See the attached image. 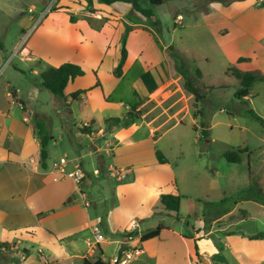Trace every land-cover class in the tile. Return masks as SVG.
<instances>
[{
	"label": "crops",
	"instance_id": "0c3cea01",
	"mask_svg": "<svg viewBox=\"0 0 264 264\" xmlns=\"http://www.w3.org/2000/svg\"><path fill=\"white\" fill-rule=\"evenodd\" d=\"M261 1L263 0L251 3L234 1L227 9L223 7L214 27L217 35L222 38L250 37L258 42L264 40V5L260 6ZM73 2L76 3L62 2L59 10L49 12L41 22L42 32L48 39V45L53 46L51 41L54 40L59 48L53 57L55 68L65 63L76 64L82 66L86 74L90 71L94 78L87 85L83 84L85 75L77 78L65 91L67 100L60 98L69 109H72L74 103H82L84 110L91 111L86 121L97 125L100 124L95 116L96 111L113 107L111 100L125 103L123 115L131 108L137 109L141 113L139 122L129 127L114 128L111 138L116 142L117 148L112 161H108L112 167H134L138 171L144 165L122 161V147L131 149L135 146L134 134L139 125H145L146 122L150 127L160 120H163L164 125L173 120L177 124H184L185 115H191L192 107L194 108L195 96L184 90L185 81L175 69L169 47L159 40L151 28H137L129 32L125 43L128 56L123 75L116 77L115 70L123 48L121 42L129 24L127 12L133 10L131 5L117 3L107 6L98 0ZM207 10L204 15H209V6ZM227 10L230 11L226 14ZM106 12L111 14L108 15L109 19L96 17V14L104 15ZM176 16L177 13L174 15V22ZM135 26L142 25L137 23ZM141 31L147 34L148 41L137 46L138 43H132L130 38ZM42 56L41 51H36L33 45L18 52L21 67H16V71L25 73L23 69L28 67L31 75L37 77L28 93L32 102L38 100L41 89L45 88L40 85L39 80L40 74L47 70L38 67L42 65L39 60H42ZM4 59L5 55L1 56L2 66ZM36 61L39 64L35 65ZM78 91L86 93L72 101L70 96ZM18 95L17 85L11 81L0 89V246H5L3 248L7 250L0 252V264H84L85 259L95 261L101 258L106 261L115 257L123 245V235L129 224L137 219L133 215V219L122 226L120 223L123 214H116L115 211L110 212L106 218L92 216L91 208L97 209L108 203L109 199L104 197L106 189L112 191L109 182H100V189L99 182H94L100 175H92L81 162L85 160L87 164L94 163L97 152L86 148L94 140L80 130L79 126H75L77 132L74 137L69 127L64 129L71 135L69 142L76 155L73 160H69L67 155L61 159L68 160L67 170H73L80 164L86 173V179L80 187L71 181L54 182L51 171L58 161L51 157L48 149L47 167L42 166L38 129L31 123L32 119L42 120L43 116L28 109L27 103L19 100ZM113 96L114 99H111ZM95 98L101 101L99 105ZM246 101L251 102L248 99ZM193 118L197 124L194 113ZM153 130V134L158 133V128ZM84 137L90 140L85 141ZM59 139L64 138L62 136ZM157 150H154V154L158 162ZM134 186L132 183L126 187L130 189ZM93 190L94 193L91 192ZM169 194L184 198L176 183L172 184ZM162 195L163 193L158 198ZM86 202L91 205L86 206ZM241 205L242 203L237 204L227 214L210 218L208 226L199 225L190 233L185 229L173 230L162 225L165 229L161 235L145 242V254L131 264H158L166 259L173 264H262L264 234L239 233L217 227L227 216L235 215L238 210L243 211ZM142 217L139 216L140 225L147 222L143 215ZM187 226H190L189 222ZM96 228L109 236H104L105 242L102 244H96ZM148 231L141 227L142 235ZM255 236H259L258 239H252ZM112 245L115 246V251L109 252L108 248ZM36 248L41 260H37L33 254Z\"/></svg>",
	"mask_w": 264,
	"mask_h": 264
},
{
	"label": "rangeland",
	"instance_id": "374dc122",
	"mask_svg": "<svg viewBox=\"0 0 264 264\" xmlns=\"http://www.w3.org/2000/svg\"><path fill=\"white\" fill-rule=\"evenodd\" d=\"M73 1L75 0H0V58L3 55L6 58L3 62L4 66L0 61V89L9 81L16 84L19 90L18 99L24 100L28 109L43 116L42 120L32 119L31 123L35 126L41 123L51 132L50 135L54 139L49 143L48 149L51 157L56 161L60 162L65 155L69 160H73L76 155L70 146L71 135L68 131H64L65 128L69 127L74 137L77 132L75 126H79L80 130L86 131L85 133L94 140L86 147L89 151L97 152L94 163L87 164L85 160L81 162L92 175L95 169H98L100 176L98 180L94 179V182H99V186L100 182H109L112 191L107 189L106 192L104 191V197L109 201L105 206L91 208L92 216L106 218L110 212L115 211L116 214H123L120 224L127 225L130 219H133V215H136L135 219L138 222L139 216L143 215L147 222L141 227L146 230H154L158 225H164L173 230L185 229L190 233L199 225L208 226L210 218L227 214L237 204L242 203L243 211L238 210L235 215L227 216L217 227L221 226L239 233L263 235L264 195L260 194V189L264 187V125L248 117L246 111L248 107L252 108L264 120V82L257 83L253 87L251 96L247 98L251 102H247V99L238 100L234 95L240 83L236 78L227 76L225 72L230 68H236L241 73H264V40L258 42L250 37L222 38L217 35L214 27L220 19L219 14L223 12L222 8L229 7L223 3L228 0L213 2L167 0L161 7L154 8L155 18L161 23L160 28L157 29L149 19L129 10L128 36L129 32L137 28L153 29L169 50L177 49L175 51L180 54L182 65L200 93H204L207 86H213L215 89L198 104L197 108L195 107V112L201 110V116L196 119L197 124L194 122L192 107L191 115L188 113L185 115L182 125L177 124L176 120L165 125L162 124L163 120L156 121L151 127L147 122L145 125H139L134 134L135 146L131 149L122 147L120 154L123 157L122 161L144 166L138 168V171L134 167L124 168L126 178L118 181L114 176H110L113 167L109 161H112L117 148L111 135L114 133V128L120 129L124 126L123 123L116 124L110 117L122 118L125 121L128 115V112L123 115L125 103L111 100L113 107L102 111L99 106L95 116L100 125L93 124L86 121L91 111L84 110L82 103H74L72 109H69L63 98L62 100L46 88L41 89L36 102L30 101L28 93L37 77L31 75L28 67L23 69L25 73L16 71V67H21L18 52L24 47L30 48L31 45L43 55L42 60L39 59L42 62V65L38 66L40 69L54 67L56 62L53 57L59 48L56 47L54 40L51 41L54 47L48 45V39L42 32L41 22L49 12L59 10V4L62 2L76 3ZM244 1L251 3L258 0ZM197 4L199 7L195 9ZM207 4L210 13L204 15L203 10L206 9ZM261 4L264 5V0L260 2V6ZM141 5L144 8L149 7L146 0H142ZM109 14L107 12L102 14L103 20L109 19ZM137 23L142 26L136 27ZM147 38V34L141 31L130 40L132 43H138V46L140 43H146ZM127 39L122 40V46ZM239 57L247 58L249 61L239 64L237 61ZM250 58H256L257 61ZM173 61L175 62L174 58ZM37 64L39 61H36L35 65ZM175 66L177 68L176 62ZM196 67L202 71L204 82H197ZM84 77L83 84L87 85L92 82L94 75L89 71L87 74L85 72ZM184 90H186L185 86ZM111 99H114V96ZM95 101L99 105L100 100L95 98ZM202 122L210 132L209 138L204 137L202 133ZM85 123L89 124L87 129L83 127ZM156 128L158 133L153 134V129ZM87 130L94 135L89 134ZM62 136L64 139L60 140ZM84 139L88 141L89 138L84 137ZM155 149L163 152L169 161L167 165L158 164L155 159ZM228 152L239 153L240 163H229L224 158ZM71 164L73 165L74 162L72 161ZM132 183L134 187L130 189L126 187ZM175 183L184 196L179 213L164 210L161 199L158 198L161 193L169 194L172 184ZM99 188L102 189V186ZM91 192L94 193V190ZM187 222L190 226H187ZM139 234L142 235V232ZM103 235L107 236L104 231ZM29 250L31 251L32 248ZM108 251L114 252L115 246L112 245ZM33 254L37 260H41L37 248ZM158 264L173 263L166 259ZM232 264L236 263L232 262Z\"/></svg>",
	"mask_w": 264,
	"mask_h": 264
},
{
	"label": "trees",
	"instance_id": "16d2710c",
	"mask_svg": "<svg viewBox=\"0 0 264 264\" xmlns=\"http://www.w3.org/2000/svg\"><path fill=\"white\" fill-rule=\"evenodd\" d=\"M98 1H99V3L107 5V6H113L117 3L129 4V5H131L132 9L136 13H138V14L142 15L143 17H146L147 19H149L151 21L152 25L154 26V28L157 29V28H160L161 23L155 18L154 8L161 7L162 5L165 4V2L167 0H146V3L149 5L148 8H144L141 5L142 0H98ZM213 1L214 0H210L209 2H213ZM234 1H244V0H228V1H224L223 3L225 5H230ZM208 6H209V4H207L206 9L203 10V12L208 11L207 10ZM198 7L199 6L197 4V7H195V9H198ZM127 36H128V31L123 36V40H126ZM175 50L177 51V49H175ZM175 50H170V52H171L173 58L175 59V62L177 65L176 70H177L178 74L185 81L184 86H185L186 91H188L189 93H191L192 95L195 96L194 108L195 107L197 108L199 106L198 104L201 103L204 99H206L207 95L210 92H212L215 89V87H213V86L208 87L207 86V87H205L204 93H200L198 91L197 87H195L193 85V83H192L193 80H191L187 70L182 65L183 63H181L182 59L180 57V54L177 53ZM127 56H128L127 49H126V46L124 43L122 51H121V58L119 60L118 66L115 70V76L116 77H119V78L122 77L124 66H125V63L127 60ZM248 61H249V59H247V58H239L238 59L239 64L244 63V62H248ZM225 74L229 77H234L239 81V83H240L239 88L237 89V91L235 92V95H234L235 98L238 100H245L246 98L250 97L251 91L253 90V87L255 86V84L264 82V73H259V74L253 73V72L241 73L239 70H236V68H230L225 72ZM84 75H85V72L81 66L76 65V64H72V63H65L58 68L52 67V68H49V69L43 71L39 76V80H40V85L42 87H45L51 93H53L56 96L63 98L66 101L67 97L65 96V91H66L67 87L69 86V84L74 82L77 78L83 77ZM195 78H196L198 83L204 82V75H203L202 71L200 70V68H198V67L195 68ZM203 87H204V85H203ZM84 93H86V91H78V92L72 94L70 96V98L72 99V101H76V100H78L80 95H82ZM246 115L248 117H250L251 119L259 122L262 126L264 125L263 118L260 117L252 108L248 107V110L246 111ZM199 116H201V110H200V112H198V111L194 112L195 119H198ZM140 119H141V113L135 109H131L128 112L127 119L125 121H123L122 118H112V121H114L118 125L123 123L124 127H129L130 125L135 124ZM201 128H202V133H203L204 137L209 138L210 132H209V130H207L206 125L203 122L201 123ZM37 129H38V137H39V140L41 143L40 160H41L42 166L44 168H46L47 167V160L49 159L48 146H49V143L54 138L50 136V134L47 132V130L45 129L43 124L38 123ZM84 132H86V131H84ZM156 158H157L159 164H161V165H166L169 163L167 158L159 150L156 151ZM224 158L229 163H232V164H238L241 161L239 153H236V152H228L224 155ZM260 194L264 195V187L260 189ZM160 199H161V203H162L163 207L167 211L176 212V213L180 212L182 199H183L181 196L172 195V194H163ZM164 229H165V227L161 225L152 231H148L147 233H145L142 236V241L145 243V242L150 241L152 239L158 238ZM126 235L127 234L124 233L123 237L125 238ZM258 237L259 236H255L252 239H258ZM3 247H5V246H0V252H1ZM120 253H122V252H120ZM84 264H108V263L105 262L104 260H102L101 258H99L95 261L85 259Z\"/></svg>",
	"mask_w": 264,
	"mask_h": 264
},
{
	"label": "built area",
	"instance_id": "2783aa9c",
	"mask_svg": "<svg viewBox=\"0 0 264 264\" xmlns=\"http://www.w3.org/2000/svg\"><path fill=\"white\" fill-rule=\"evenodd\" d=\"M96 17L102 19L101 14H96ZM181 18V17H180ZM1 76V72H0ZM84 129L89 127L88 123L83 125ZM89 131V130H87ZM89 134L94 135L93 133ZM68 160L63 158L60 162L56 163L51 171L53 175L54 182L61 181H71L77 186H81L84 180L86 179V173L80 164H77L73 170H67ZM96 176L100 175L99 170L94 171ZM112 176H114L118 181H122L126 178V170L124 168H114L112 171ZM85 197V195H82ZM89 202H86V206H90ZM141 225L138 221H133L130 224L129 229L126 232V237L124 239L123 245L120 248L119 253L115 257H111L105 262L108 264H131L134 261L138 260L145 254L144 242L142 241ZM95 241L96 244H102L105 242V237L101 233L100 228L95 229ZM6 248H2L1 252H6ZM122 252V253H120Z\"/></svg>",
	"mask_w": 264,
	"mask_h": 264
},
{
	"label": "bare ground",
	"instance_id": "6f19581e",
	"mask_svg": "<svg viewBox=\"0 0 264 264\" xmlns=\"http://www.w3.org/2000/svg\"><path fill=\"white\" fill-rule=\"evenodd\" d=\"M132 224V223H131Z\"/></svg>",
	"mask_w": 264,
	"mask_h": 264
}]
</instances>
